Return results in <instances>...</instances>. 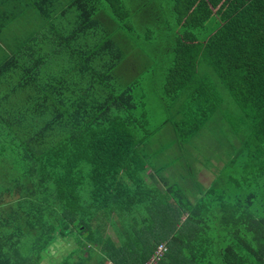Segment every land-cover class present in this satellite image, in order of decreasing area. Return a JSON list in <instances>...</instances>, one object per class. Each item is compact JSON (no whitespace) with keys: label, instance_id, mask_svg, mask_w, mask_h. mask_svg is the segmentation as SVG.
Here are the masks:
<instances>
[{"label":"trees","instance_id":"obj_1","mask_svg":"<svg viewBox=\"0 0 264 264\" xmlns=\"http://www.w3.org/2000/svg\"><path fill=\"white\" fill-rule=\"evenodd\" d=\"M58 4L0 20V264H40L58 239L70 246L55 264H146L159 245L150 264H264V0ZM142 38L163 58L158 100L173 115L161 149L124 77ZM197 137L200 154L227 147L207 185L167 170Z\"/></svg>","mask_w":264,"mask_h":264},{"label":"rangeland","instance_id":"obj_2","mask_svg":"<svg viewBox=\"0 0 264 264\" xmlns=\"http://www.w3.org/2000/svg\"><path fill=\"white\" fill-rule=\"evenodd\" d=\"M59 4L58 7H64L69 4H71L72 0H58ZM38 15L36 10H28L27 17H30L27 20H24V22H30L28 24L29 29L33 32H44L46 33L47 24L45 20L42 18L38 20H33L34 17ZM76 15V10L74 8H70L69 12L67 14L68 17H74ZM53 16V15H52ZM56 18V17H55ZM134 19H138L137 16H134ZM56 23L59 20H54ZM53 22V21H52ZM50 22V23H52ZM136 23V21H134ZM14 22L10 23L9 29H13ZM16 26H14L15 29ZM13 29V30H14ZM27 28L25 26L23 27V33L26 31ZM11 30V31H13ZM150 41H153L150 39ZM131 51V50H130ZM159 50L157 48H153L152 46L148 45V40H143L140 43V46L137 49H134V54L131 56L132 60H134L135 68L132 70H127L126 75H124L125 78H127L126 82L127 84L134 83L136 86L134 88V94L135 96H141V99L144 103V123L143 127L144 129H148L149 131L153 128L154 131L150 133V142L151 147L161 149L162 148V134L164 139L170 138L169 135L166 132H162V127L159 129L161 123L163 124L164 121L170 117H172V111L169 109L170 107H166L162 101H159V96H161V84H162V72L160 71V67H162V61L163 58H161L160 55H158ZM137 55V56H136ZM2 56V54H0ZM130 63V61L128 62ZM158 67L155 72H151L152 69H149L150 67ZM139 67L142 69H139ZM228 108H232L231 105H229L227 102H223L221 106L217 108L216 116L219 118L224 125V128L228 130V114L231 116V123H235L236 119L234 118L235 112L228 111ZM222 126V125H221ZM165 129H168V126H164ZM234 129H237V125L234 127ZM213 134L210 130L204 129L201 139L206 143H210V139L212 138ZM251 140V138H250ZM199 141V142H198ZM198 145L200 143V140L197 138H189L187 141H185V146L180 159L170 167L167 168L169 172L175 173V175L179 172L180 176L182 174V179L187 180L189 177L190 171L194 170V177L200 181L201 183H204L205 185L209 184L212 178H214L216 173V168H214L216 165L219 166V160L216 157L212 158L211 153L216 152H222L223 158H225V153L227 152V147L225 144H222L221 146L219 144H216L213 148L207 147L203 148L201 154L199 151L195 150V147L193 143ZM183 148V147H182ZM178 148H174L171 150H167L164 153H162L158 158V161L162 163V161H166L167 158L175 159L176 155L174 153H178ZM224 151V152H223ZM179 154V153H178ZM177 154V155H178ZM210 158V162H207V159ZM188 159V162H187ZM190 159L192 161L189 163ZM221 162V161H220ZM212 164L209 169H206L202 167V164ZM188 164H190V168L188 169ZM221 165V164H220ZM189 183V182H188ZM107 233L112 235V230L109 226H107ZM70 242H66L64 240L58 239L56 240L55 244L50 246L49 249H47V254L45 255L44 260L40 264H55L56 261H58L66 251L69 250ZM160 246V245H159ZM158 248V247H157ZM157 251V249H156ZM161 253V252H159Z\"/></svg>","mask_w":264,"mask_h":264},{"label":"crops","instance_id":"obj_3","mask_svg":"<svg viewBox=\"0 0 264 264\" xmlns=\"http://www.w3.org/2000/svg\"><path fill=\"white\" fill-rule=\"evenodd\" d=\"M33 1H37V0H0V20H3L5 17H7V14H17V11H22L23 7L22 4L24 2H33ZM50 1H57V0H50ZM74 0H72L71 2H73ZM11 17V15H10ZM14 17L16 18V15H14ZM20 18H21V14H20ZM17 23V22H16ZM13 25V24H11ZM10 26V25H9ZM13 25V29H14ZM2 31L0 30V34L4 33V31L7 28V23L4 24V26L1 27Z\"/></svg>","mask_w":264,"mask_h":264},{"label":"built area","instance_id":"obj_4","mask_svg":"<svg viewBox=\"0 0 264 264\" xmlns=\"http://www.w3.org/2000/svg\"><path fill=\"white\" fill-rule=\"evenodd\" d=\"M161 252V253H159ZM162 254V245L158 246L157 251H155L154 255L150 258V260L146 264L154 263Z\"/></svg>","mask_w":264,"mask_h":264}]
</instances>
